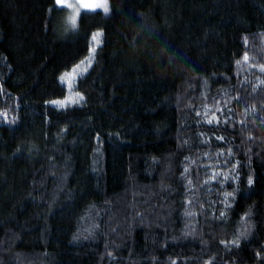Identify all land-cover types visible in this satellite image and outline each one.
I'll list each match as a JSON object with an SVG mask.
<instances>
[{
    "label": "trees",
    "instance_id": "16d2710c",
    "mask_svg": "<svg viewBox=\"0 0 264 264\" xmlns=\"http://www.w3.org/2000/svg\"><path fill=\"white\" fill-rule=\"evenodd\" d=\"M107 2L0 0V264H264V0Z\"/></svg>",
    "mask_w": 264,
    "mask_h": 264
},
{
    "label": "rangeland",
    "instance_id": "374dc122",
    "mask_svg": "<svg viewBox=\"0 0 264 264\" xmlns=\"http://www.w3.org/2000/svg\"><path fill=\"white\" fill-rule=\"evenodd\" d=\"M96 11H102V10L97 9ZM82 12H90V10L81 9V13ZM69 14H70V10L65 9V18H66L65 26L68 30H74L76 28L77 22H76L75 27H72L71 25H69L67 22ZM100 45H101V34L97 36L96 41H93V39H91L89 55L80 64H78L79 67L75 66L69 72L63 74L62 75L64 77L63 81H61V78H60V82L64 85L67 91L66 97L62 100H58V101H61L60 104H56V103H53V101H51L48 103V105L58 108V109H64L67 107L79 106L83 104L84 99H80L81 96L77 95V92L75 91V87H76L77 81L80 78H82L91 68L93 64V53L96 50V48H98Z\"/></svg>",
    "mask_w": 264,
    "mask_h": 264
},
{
    "label": "snow or ice",
    "instance_id": "6c2138e0",
    "mask_svg": "<svg viewBox=\"0 0 264 264\" xmlns=\"http://www.w3.org/2000/svg\"><path fill=\"white\" fill-rule=\"evenodd\" d=\"M56 4L58 6H60L61 8L70 10V14L68 16L67 22L72 27H75L76 22H77V18L81 16V9H86V10H90L93 12L96 11L97 9H101L105 14H107L109 12L107 0H56ZM99 35H100V33L94 34L92 37L93 41H96L97 36H99ZM247 60H248V56H247V54H245L244 61L247 62ZM77 67H79V65H77ZM260 70L262 72H264V66H262ZM63 80H64V77L62 76L61 81H63ZM77 95H79V94L77 93ZM80 99H83V97H80ZM53 103L60 104L61 101H53ZM217 111H219V109H217ZM0 115L4 116L5 119H7L6 113H0ZM199 115H200V113L197 112V116H199ZM213 120H217V117L215 116V114H212L211 119H208L207 123L211 124L213 122ZM217 123H219L218 120H217ZM218 139H223V138L219 137ZM213 175L215 176V174H213ZM224 179L227 180L228 177L225 176ZM249 184H251V180H249ZM227 195H230V194L226 193V196ZM221 216H224L223 212H221ZM233 243H235V241H233Z\"/></svg>",
    "mask_w": 264,
    "mask_h": 264
}]
</instances>
